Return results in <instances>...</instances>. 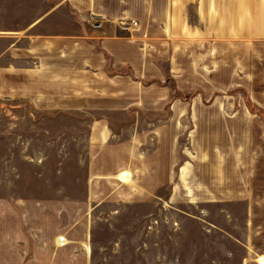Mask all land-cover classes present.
<instances>
[{"label": "crops", "instance_id": "0c3cea01", "mask_svg": "<svg viewBox=\"0 0 264 264\" xmlns=\"http://www.w3.org/2000/svg\"><path fill=\"white\" fill-rule=\"evenodd\" d=\"M193 1L0 0V103L16 105L4 110L26 123L34 122L35 113L54 111L71 112L87 123V199L97 196L99 182L116 179L155 193L168 188L169 204L252 206L255 118L222 112L233 108L227 102L174 97L177 89L193 92V78L201 72L210 80L204 65L195 72V33L200 30L206 43L209 33L225 34V16L220 26L216 10L211 18L199 15L206 23L201 29L189 23L187 7ZM252 3L237 2L245 6L242 25L250 28L249 35L255 32L247 25ZM91 14L108 20L94 29ZM118 19L136 20L138 27L125 32ZM210 20L217 23L212 30ZM238 26L239 21L234 28L241 31ZM204 42L200 46L208 47ZM208 51L200 54L202 60L206 54L210 61ZM119 124L120 129L111 127ZM184 133L191 138L190 152L179 151ZM183 183L186 198L179 196ZM13 200L0 199V264H90L81 215L65 211L71 202L52 201L47 205L59 211L46 212L45 203L31 201L38 211L23 212Z\"/></svg>", "mask_w": 264, "mask_h": 264}, {"label": "rangeland", "instance_id": "374dc122", "mask_svg": "<svg viewBox=\"0 0 264 264\" xmlns=\"http://www.w3.org/2000/svg\"><path fill=\"white\" fill-rule=\"evenodd\" d=\"M234 1L232 5L231 0H194L187 7L189 23L199 29L205 23L201 15L211 18L216 10L220 26L225 16V34L209 33L206 43L200 30L195 33V72L200 74L204 65L210 80L207 83L206 73L201 72L193 78V92L177 89L173 96L182 101L227 102L233 108L222 112L255 118L258 125L250 140L251 151L257 154L252 206L217 201L169 204L168 188L155 193L126 187L127 183L116 179L99 182L97 196L87 199V123L76 120L71 112L58 111L35 113L34 122L26 123L4 110L16 107L9 101L0 103V199H16L15 208L23 212L38 211L40 206L32 208L31 201L45 203L46 212L59 211L57 205L47 203L71 202L65 211L81 215L88 232L83 246H88L90 264H264V0H253L255 6L248 15L252 24H247L252 31L255 28L252 35L242 25L245 6L237 4L242 0ZM238 21L241 31L234 28ZM209 26L212 30L217 23L210 20ZM207 48L210 61L206 54L203 60L200 56ZM216 64L220 73H215ZM212 76L219 77V84ZM111 127L117 130L121 124ZM190 139L189 133L179 138L180 152L192 150ZM222 139L218 138L219 147ZM184 186L179 196L186 198ZM59 239L64 242L63 237Z\"/></svg>", "mask_w": 264, "mask_h": 264}, {"label": "built area", "instance_id": "2783aa9c", "mask_svg": "<svg viewBox=\"0 0 264 264\" xmlns=\"http://www.w3.org/2000/svg\"><path fill=\"white\" fill-rule=\"evenodd\" d=\"M108 19L102 15L91 14L90 16V25L94 29H100L103 26V23ZM117 23L119 27L128 33L133 32L138 27V22L132 19H118Z\"/></svg>", "mask_w": 264, "mask_h": 264}]
</instances>
